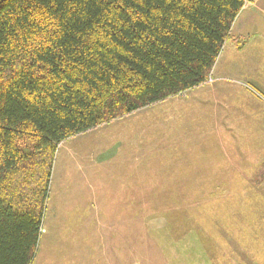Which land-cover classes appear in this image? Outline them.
<instances>
[{
    "label": "rangeland",
    "instance_id": "obj_1",
    "mask_svg": "<svg viewBox=\"0 0 264 264\" xmlns=\"http://www.w3.org/2000/svg\"><path fill=\"white\" fill-rule=\"evenodd\" d=\"M228 48L200 87L57 147L34 264H264V77Z\"/></svg>",
    "mask_w": 264,
    "mask_h": 264
},
{
    "label": "trees",
    "instance_id": "obj_2",
    "mask_svg": "<svg viewBox=\"0 0 264 264\" xmlns=\"http://www.w3.org/2000/svg\"><path fill=\"white\" fill-rule=\"evenodd\" d=\"M251 0H0V264H33L57 147L203 85Z\"/></svg>",
    "mask_w": 264,
    "mask_h": 264
},
{
    "label": "crops",
    "instance_id": "obj_3",
    "mask_svg": "<svg viewBox=\"0 0 264 264\" xmlns=\"http://www.w3.org/2000/svg\"><path fill=\"white\" fill-rule=\"evenodd\" d=\"M260 31L263 34H261ZM231 34L234 37H242L246 40L244 46L241 48L240 51H245V50L248 51L247 53H248V56H250V60L251 61L253 60V62H251L254 66L252 70H255V69L257 70L256 74H254V72L252 71L253 75L249 73V76L260 77V72L262 71L263 73L261 74V76L264 77V71H263L264 69V47H262L264 46V0H251L249 2H246V4L244 5L243 9L241 10L240 14L236 18L232 26ZM229 45H230V48H228V51L231 52L233 49L232 46H235V45L232 43H228V47ZM254 48H256L257 51L250 53ZM240 51H237V52H240ZM252 57H255V58H252ZM226 59L228 60L229 63H231V60H229L228 57ZM241 64L243 65L242 68H244L243 70L245 71L250 70V68H252L249 66V64H247V61H242ZM224 66L226 65H223V67ZM217 78L219 79V76L218 77L215 76L214 84L217 82H220V80H223V79L218 80ZM245 79L246 78L243 79L244 82H238V81H235V82H237L236 84L239 87H242L249 92L251 90L249 85L252 84V82H251V79H248L249 82L245 81ZM252 81H253V84L258 83L257 80L255 81L254 79H252ZM258 89L261 90L260 88ZM262 96L264 97V95ZM258 101L259 100H257V102Z\"/></svg>",
    "mask_w": 264,
    "mask_h": 264
}]
</instances>
